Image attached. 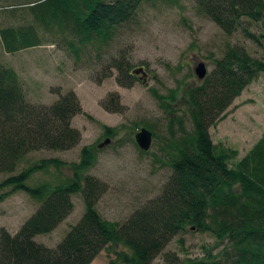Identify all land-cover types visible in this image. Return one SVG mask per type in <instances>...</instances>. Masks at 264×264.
I'll return each mask as SVG.
<instances>
[{"label": "trees", "instance_id": "16d2710c", "mask_svg": "<svg viewBox=\"0 0 264 264\" xmlns=\"http://www.w3.org/2000/svg\"><path fill=\"white\" fill-rule=\"evenodd\" d=\"M143 1L68 0L58 15L79 44H105L118 26L134 17ZM193 1L226 34L241 31L254 43L264 44V0ZM51 2L29 1L26 7L32 18L48 26V13L36 8ZM0 39L12 54L41 45L31 25L4 27ZM114 67L124 82L134 77L126 66L115 63ZM260 74L264 62L240 47L228 48L215 61L210 79L187 93L193 131L185 133L176 147L170 159L172 173L161 193L118 223L105 220L96 209L106 185L85 173L96 160L92 148L82 149L80 161L70 165L72 176L64 183L35 187L26 183L37 171L66 165L58 159H43L13 174L30 152L77 146L81 134L71 121L82 108L72 91L51 105L30 103L18 73L0 63V174H10L0 181V202L22 191L39 203L15 234L0 228V264H90L113 245L121 250L115 251L109 264H152L174 237L190 229L210 233L224 243L223 249L200 259L167 255V264H264V133L242 158L230 163L236 153L214 145L208 132ZM104 129L106 135L114 134ZM78 193L84 203L80 220L54 248L38 243L37 236L49 234L68 217L74 207L72 196Z\"/></svg>", "mask_w": 264, "mask_h": 264}, {"label": "rangeland", "instance_id": "374dc122", "mask_svg": "<svg viewBox=\"0 0 264 264\" xmlns=\"http://www.w3.org/2000/svg\"><path fill=\"white\" fill-rule=\"evenodd\" d=\"M29 1L37 0H0V30L31 25L41 45L12 54L5 51L0 39V63L18 73L32 104L51 105L60 95L74 92L82 113L73 117L71 125L79 130L81 140L67 151L30 152L13 174L40 160L58 159L66 165L37 171L26 183L31 187L64 183L72 176L70 165L80 161L82 149L92 148L96 160L85 173L106 185L96 209L111 222H125L157 197L170 177V159L184 134L193 131L187 93L202 84L194 73L197 64H205L204 79H210L215 61L231 47L243 48L264 62V44L254 43L241 31L226 34L199 12L193 0L175 4L144 0L132 19L115 29L109 42L84 45L58 15L68 0H52L36 8L48 13V26L32 18L26 7ZM115 63L126 66L134 77L124 82ZM138 68L146 76L134 74ZM104 127L114 134L106 135ZM141 128L153 134L148 151H142L135 141ZM208 132L214 145L236 153L230 163L252 148L264 133V74L242 90ZM106 139L111 142L98 148ZM9 175L0 174V181ZM72 202L68 217L49 234L37 236L38 243L54 248L80 220L84 213L81 194L73 195ZM38 206L25 192L7 195L0 202V228L15 234ZM223 247L210 233L190 229L174 237L152 264H167V255L180 260L217 255ZM120 250V246H110L90 264H109Z\"/></svg>", "mask_w": 264, "mask_h": 264}, {"label": "water", "instance_id": "95a60500", "mask_svg": "<svg viewBox=\"0 0 264 264\" xmlns=\"http://www.w3.org/2000/svg\"><path fill=\"white\" fill-rule=\"evenodd\" d=\"M134 74L142 73L144 76H146L145 72L142 68L135 69L133 71ZM194 73L199 81H202L206 74V66L203 62H200L197 64V66L194 69ZM153 140V134L151 131H149L146 128H141L136 134H135V141L138 147L142 151H148L151 147ZM111 142L110 139H106L104 142H102L100 145H98V148H102L105 145H108Z\"/></svg>", "mask_w": 264, "mask_h": 264}]
</instances>
